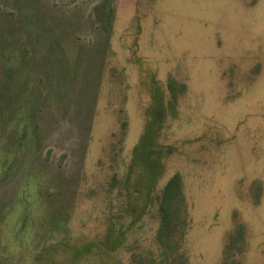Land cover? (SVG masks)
I'll return each instance as SVG.
<instances>
[{
    "label": "rangeland",
    "instance_id": "1",
    "mask_svg": "<svg viewBox=\"0 0 264 264\" xmlns=\"http://www.w3.org/2000/svg\"><path fill=\"white\" fill-rule=\"evenodd\" d=\"M0 264H264V0H0Z\"/></svg>",
    "mask_w": 264,
    "mask_h": 264
},
{
    "label": "trees",
    "instance_id": "2",
    "mask_svg": "<svg viewBox=\"0 0 264 264\" xmlns=\"http://www.w3.org/2000/svg\"><path fill=\"white\" fill-rule=\"evenodd\" d=\"M158 99H160L159 101L162 100V98H158ZM155 118L158 119L155 120ZM163 118H164V113L158 112L154 114V116H152L149 122H147L146 124L147 129H145L144 133H142L144 134V136H146L145 139L146 143L144 146L145 150L139 147L140 144L134 147L133 150L134 155L132 156L133 158L132 161L130 162L131 164L129 166V169L127 170V174L124 179V185L125 188L127 189L128 206H130L128 208V212L130 214H135V213L140 214L143 211V209H145L148 202H151L153 200V196H152L153 184L155 179L159 176L158 175L159 171L161 172V165L159 160L157 166H155L154 164L155 162L153 164H150L151 160H149L148 158L152 154V148L155 145L157 133L159 131L160 124L163 123ZM141 153L146 154V157L144 156V154L141 157L140 156ZM136 169H138V172H136ZM171 185H172V180H170L163 189L162 200L159 206V208L162 211V214L163 211L165 213L164 210L165 208H163V204L165 202L167 191H169V189L167 188ZM186 212L187 210L185 209L184 214H186ZM183 234H184L183 231L179 232V236L176 241L178 245H181ZM117 241L118 244L121 243V239L118 238ZM163 245L166 246L167 243L164 242L162 246Z\"/></svg>",
    "mask_w": 264,
    "mask_h": 264
}]
</instances>
